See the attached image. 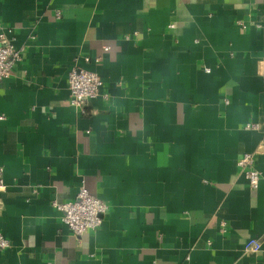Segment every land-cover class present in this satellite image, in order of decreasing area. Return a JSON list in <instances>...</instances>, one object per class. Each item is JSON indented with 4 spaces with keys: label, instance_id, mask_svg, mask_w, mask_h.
Returning a JSON list of instances; mask_svg holds the SVG:
<instances>
[{
    "label": "crops",
    "instance_id": "1",
    "mask_svg": "<svg viewBox=\"0 0 264 264\" xmlns=\"http://www.w3.org/2000/svg\"><path fill=\"white\" fill-rule=\"evenodd\" d=\"M0 25V264H264V0H0ZM81 186L108 211L77 236L53 203Z\"/></svg>",
    "mask_w": 264,
    "mask_h": 264
},
{
    "label": "built area",
    "instance_id": "2",
    "mask_svg": "<svg viewBox=\"0 0 264 264\" xmlns=\"http://www.w3.org/2000/svg\"><path fill=\"white\" fill-rule=\"evenodd\" d=\"M58 14V13H57ZM172 28L173 25H168ZM107 49V47H105ZM20 59V51L7 36V28L0 25V83L10 76L13 64ZM88 60V58H85ZM103 88L101 77L90 70L73 67L68 73L69 102L77 107L81 113L87 114L88 101L100 94ZM106 96V94H104ZM3 119V115H0ZM245 129L256 130L258 123L247 122ZM237 167L245 177L247 186L256 189L262 178L261 172L255 167V156L253 153H243L238 161ZM6 188L3 178V168L0 166V192ZM60 212V218L74 235H81L87 231L97 229L108 211V205L102 199L92 195L81 186L74 199L62 203H53ZM9 240L0 232V249L9 246ZM244 249L250 252H257L260 249V242L257 239H248L244 243Z\"/></svg>",
    "mask_w": 264,
    "mask_h": 264
}]
</instances>
